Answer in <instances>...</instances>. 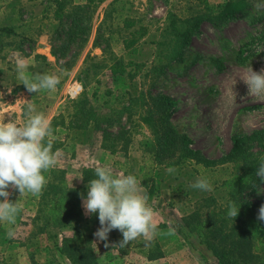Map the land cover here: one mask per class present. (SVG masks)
<instances>
[{
    "label": "rangeland",
    "instance_id": "rangeland-1",
    "mask_svg": "<svg viewBox=\"0 0 264 264\" xmlns=\"http://www.w3.org/2000/svg\"><path fill=\"white\" fill-rule=\"evenodd\" d=\"M49 1L55 2L23 0L19 5L37 17ZM61 1L64 17L50 27L56 61L41 59L32 45L29 51L0 52V120L23 123L26 106L32 104L58 123L51 139L52 150H59L57 164L43 173L46 182L38 194L21 195L9 187L7 199L19 205L12 222H0V264H71L59 247L65 238L75 243L78 235L46 185L52 173H63V180L79 190L81 231L91 238L99 264H223L212 247L229 248L241 263L264 264L262 238L253 237V263L244 258L246 246L233 244L252 235L264 204V183L255 175L264 157V96L249 95L242 79L251 68L264 69V8L255 7L258 0H248V9L229 21L202 22L180 60L169 58L172 18L184 19L205 3L216 12L227 0ZM127 21L134 24L127 26ZM17 58L24 59L30 76L55 75L56 88L28 92L17 78ZM114 63L125 65V72L113 74ZM74 83L82 90L71 98L67 90ZM158 95L170 98L175 129L214 165L179 161L177 154L157 156L154 128L142 117L157 114ZM89 110L97 122L88 119ZM235 136L248 137L243 154H233ZM98 165L134 174L142 182L158 225L150 238L121 246L122 234L114 229L105 248L93 235L99 220L85 214L82 194H87L86 173L94 175ZM201 176L208 178L210 190L192 187ZM231 203L240 205L235 218L227 214ZM218 228L230 234L227 240L221 241Z\"/></svg>",
    "mask_w": 264,
    "mask_h": 264
},
{
    "label": "clouds",
    "instance_id": "clouds-1",
    "mask_svg": "<svg viewBox=\"0 0 264 264\" xmlns=\"http://www.w3.org/2000/svg\"><path fill=\"white\" fill-rule=\"evenodd\" d=\"M255 7L264 8V0H258ZM15 69L18 80L28 92L54 90L58 84L57 77L47 72L26 74L23 58L16 59ZM242 79L249 87V95L264 96V69L251 68V73ZM52 134L49 118L36 111L32 104L26 106L23 123L0 120V222H12L18 209L19 200L7 199L9 187L16 188L21 195L26 191L38 194L42 190L46 182L43 173L57 164L59 155L58 149L52 150ZM255 175L264 183V157ZM192 187L207 191L211 185L206 176H201ZM82 207L85 214L97 215L100 226L93 235L104 242L105 248L109 247L108 236L114 229L122 234L121 246L141 236L148 239L158 231L142 182L134 174H125L107 165L94 168L87 194H82ZM239 210L240 205L231 203L227 214L235 218ZM258 219L264 221V204L259 208Z\"/></svg>",
    "mask_w": 264,
    "mask_h": 264
},
{
    "label": "trees",
    "instance_id": "trees-1",
    "mask_svg": "<svg viewBox=\"0 0 264 264\" xmlns=\"http://www.w3.org/2000/svg\"><path fill=\"white\" fill-rule=\"evenodd\" d=\"M93 0H90V2ZM103 0H99L101 3ZM63 3L61 0H57V7L55 10V16L60 17V21L64 17L63 13ZM249 7L248 0H227L224 5L215 12L208 3H205V8L199 10L197 13L192 14L184 19L181 18H172L170 22V31L174 36V46L170 53V60L177 59L180 60L183 55V50L187 44L191 41L192 36L198 30L199 26L205 20L210 21L214 25L229 21L236 18L239 14L246 11ZM133 21L125 22V25L132 26ZM71 39L74 38V33L70 34ZM130 45V44H129ZM135 50V49H133ZM111 71L113 74H123L125 72V65L114 63L111 65ZM17 90V89H16ZM74 104L76 103L73 101ZM82 103V102H81ZM155 107L157 109V114L144 115L142 120L153 126L156 139V152L157 156H166L171 158L177 154V159L179 161L185 159H194L199 163H202L206 166H211L215 164V160L207 158L199 149L192 148L191 140L189 137L183 133H180L175 129V126L170 120V111L171 106L170 98L165 95H158L154 101ZM76 107V112L78 113L82 107ZM88 119L97 122L95 111H87ZM52 127V133H55L57 130L58 123L53 119L50 121ZM106 134V133H105ZM248 137L235 136L233 141L234 145L232 148L233 154H243L245 152V146L247 144ZM171 165V163H169ZM174 165V164H172ZM56 173H52V178L47 181V187L53 192V196L58 197V201L62 206L63 211L68 219V223H75L73 228L75 233L78 235L75 243H73L72 238H65L60 245V252L70 260L71 264H99L96 256L94 246L90 237L83 236L81 231V226L84 220V213L81 208V197L79 190L69 186L63 180V173H59L60 176L56 177ZM55 175V176H54ZM94 175L91 172H87L84 177L85 181L92 179ZM258 178V177H257ZM246 210H248V203L245 204ZM58 212V211H56ZM239 215V214H238ZM40 229L43 230V227ZM218 233L221 236L222 240H227V237L230 236L229 233H223L221 228H218ZM260 237L264 240V221L256 219L254 221V226L252 228V235H243L240 238L233 242L234 245L240 247H247V252L245 253L244 258H248L251 261L254 259L255 253L251 250V243L253 237ZM206 240H209L207 238ZM210 245V241H207ZM213 246V245H211ZM215 255L221 260L223 264H245L241 263L230 255L229 248H218L212 247ZM254 261V260H253ZM252 261V263H253ZM48 264H54L53 261H49Z\"/></svg>",
    "mask_w": 264,
    "mask_h": 264
},
{
    "label": "crops",
    "instance_id": "crops-1",
    "mask_svg": "<svg viewBox=\"0 0 264 264\" xmlns=\"http://www.w3.org/2000/svg\"><path fill=\"white\" fill-rule=\"evenodd\" d=\"M49 2L43 7V12L34 17L21 9L19 4L23 3V0H0V21L4 22L3 25L0 24V52L29 51V46L32 45L33 51L39 54L41 59L47 62L56 61L50 40L52 36L50 27L58 24L60 17L55 16L57 0L54 4L52 1ZM20 91L17 90L15 93Z\"/></svg>",
    "mask_w": 264,
    "mask_h": 264
},
{
    "label": "built area",
    "instance_id": "built-area-1",
    "mask_svg": "<svg viewBox=\"0 0 264 264\" xmlns=\"http://www.w3.org/2000/svg\"><path fill=\"white\" fill-rule=\"evenodd\" d=\"M81 90H82V85L78 83H74L68 88L67 94L71 98H75L80 93Z\"/></svg>",
    "mask_w": 264,
    "mask_h": 264
}]
</instances>
